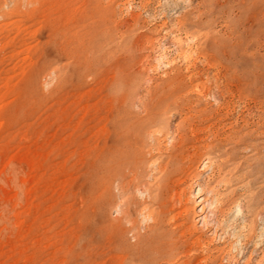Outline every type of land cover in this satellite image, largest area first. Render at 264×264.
<instances>
[{
    "label": "rangeland",
    "instance_id": "obj_1",
    "mask_svg": "<svg viewBox=\"0 0 264 264\" xmlns=\"http://www.w3.org/2000/svg\"><path fill=\"white\" fill-rule=\"evenodd\" d=\"M0 264H264V0H0Z\"/></svg>",
    "mask_w": 264,
    "mask_h": 264
},
{
    "label": "bare ground",
    "instance_id": "obj_2",
    "mask_svg": "<svg viewBox=\"0 0 264 264\" xmlns=\"http://www.w3.org/2000/svg\"><path fill=\"white\" fill-rule=\"evenodd\" d=\"M195 92H196V91H195ZM158 123H159V122H158ZM161 124H162V123H161ZM159 128H160V127H159ZM183 138H184V136H183ZM181 143H182V142H181ZM180 145H181V144H180ZM176 147H177V146H176ZM179 147H180V146H179ZM176 150H177V148H176ZM180 150H181V149H180ZM180 150H179V152H181ZM179 152H178V153H179ZM173 153H174V152H173ZM181 153H182V152H181ZM176 154H177V153H176ZM179 156H180V155H174L173 158H172V159H174L173 161H175ZM180 158L182 159L181 156H180ZM165 160H166V159H165ZM166 161H168V160H166ZM171 161H172V160L170 159V162H171ZM177 161H178V162H176V163L179 164V160H177ZM181 161H182V160H181ZM181 161H180V164H181ZM182 162H183V161H182ZM168 163H169V162H168ZM173 163H174V162H173ZM180 164H179V165H180ZM184 164H185V163H183V165H184ZM181 165H182V164H181ZM183 165H182V166H183ZM190 165H191V164H190ZM189 169H190V168H189ZM191 170H192V169H191ZM189 199H192L191 196L189 197ZM202 208H203V207H202ZM202 208H201V210H200L201 212H202ZM186 213H187V214L190 213V208L187 210ZM190 214H191V213H190ZM182 229H183V231H182V234H181V235L185 236L186 234L189 233V229H188V228H185V227H184V228H182ZM173 242H174V241H173ZM138 243H139V242H138ZM148 243H149V241H148ZM196 244H197V245H198V244L201 245V240H200V239H197V240H196ZM202 246H203V245H202ZM142 260H146V258H143Z\"/></svg>",
    "mask_w": 264,
    "mask_h": 264
}]
</instances>
